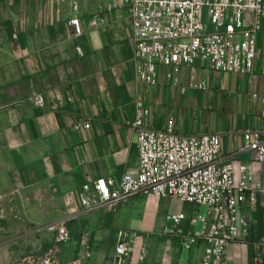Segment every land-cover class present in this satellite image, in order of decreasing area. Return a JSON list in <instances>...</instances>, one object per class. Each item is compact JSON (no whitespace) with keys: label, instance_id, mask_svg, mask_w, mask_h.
Instances as JSON below:
<instances>
[{"label":"crops","instance_id":"obj_1","mask_svg":"<svg viewBox=\"0 0 264 264\" xmlns=\"http://www.w3.org/2000/svg\"><path fill=\"white\" fill-rule=\"evenodd\" d=\"M75 15L80 36L69 25ZM258 49L252 76L163 66L159 83L149 85L136 80L122 0H0V187L18 193L21 214L34 224L29 234L48 237L42 245L48 264H114L121 232L132 240L126 264H198L204 244L183 247L168 215H185L181 233L199 232L206 205L138 194L116 211L85 210L82 187L101 177L118 187L125 173H137L131 123L140 102L155 127L173 118L183 135L222 134L234 166L252 164L264 189V162L239 152L244 130H264V33ZM197 82L206 89L193 88ZM38 94L44 107L32 103ZM84 121L89 128H76ZM62 219H71L69 239L58 243L46 226ZM235 224L242 237L229 246L228 264H264V198L239 205Z\"/></svg>","mask_w":264,"mask_h":264},{"label":"built area","instance_id":"obj_2","mask_svg":"<svg viewBox=\"0 0 264 264\" xmlns=\"http://www.w3.org/2000/svg\"><path fill=\"white\" fill-rule=\"evenodd\" d=\"M122 1L132 23L138 82L157 85L159 69L163 66L187 67L192 72L205 66L214 72L253 75L261 54L258 39L264 33V0ZM72 7L74 12L78 11L76 1ZM98 21L94 20L92 26L96 27ZM69 25L75 36L82 35L76 15ZM192 87L206 89L204 82L194 83ZM32 103L44 107L45 98L35 95ZM149 116L150 109L137 102L131 123L138 135L137 173H125L118 187L112 179L103 177L84 184L82 207L116 211L138 194L206 205L208 213L202 218L201 231L181 233L180 223L185 215L180 213L168 215V221L175 225L170 232L189 250L204 244L198 264H228L229 246L242 237L235 224L237 207L255 204L259 196L264 198V189L254 181L252 164L241 163L236 168L223 149L220 133L183 135L176 132L173 118L160 128L150 124ZM89 127L86 121L76 125V128ZM246 151H251L256 161L264 162V130L243 131L239 152ZM70 220L50 223L46 230L55 234L58 243H64L69 239ZM131 253L132 240L127 232H121L114 264H126Z\"/></svg>","mask_w":264,"mask_h":264},{"label":"rangeland","instance_id":"obj_3","mask_svg":"<svg viewBox=\"0 0 264 264\" xmlns=\"http://www.w3.org/2000/svg\"><path fill=\"white\" fill-rule=\"evenodd\" d=\"M7 190L0 187V264H48L42 254L48 237L36 240L29 234L34 224L21 214L25 205L18 203V193Z\"/></svg>","mask_w":264,"mask_h":264}]
</instances>
